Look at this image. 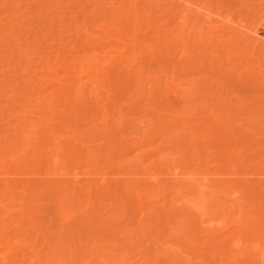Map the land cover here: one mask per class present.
I'll return each instance as SVG.
<instances>
[{
    "label": "bare ground",
    "instance_id": "6f19581e",
    "mask_svg": "<svg viewBox=\"0 0 264 264\" xmlns=\"http://www.w3.org/2000/svg\"><path fill=\"white\" fill-rule=\"evenodd\" d=\"M70 1L0 0V264H264V104L191 82L264 38L206 0Z\"/></svg>",
    "mask_w": 264,
    "mask_h": 264
},
{
    "label": "rangeland",
    "instance_id": "374dc122",
    "mask_svg": "<svg viewBox=\"0 0 264 264\" xmlns=\"http://www.w3.org/2000/svg\"><path fill=\"white\" fill-rule=\"evenodd\" d=\"M105 1L107 3H104L103 6L104 8L108 7L109 9L110 4L108 2L110 0H105ZM197 1L199 3V1L201 0H197ZM24 2L25 1H23L22 4H24ZM28 2H31V1H28ZM70 2H72L70 3V5L75 6V7L78 6V5L76 6L77 0L75 1L71 0ZM16 3L20 4L19 0H16ZM202 5L204 6L203 8L204 12L212 11L211 12L212 19H213L212 24L218 26V28H220V32H222L223 30L225 32H228L230 35H232V37L238 39L237 40L238 42H242V46L243 44H246L248 36L251 35V33L253 32L257 34L258 36L257 38H260V37L264 38V0H214L212 4H210V2L206 0L202 2ZM33 7H32L33 8L32 10L34 11L36 8H39L40 5L39 6L36 5ZM192 8L193 7H191V10L195 12V6L193 8L194 10ZM43 9L44 8L41 7V10ZM22 10H24V7H21V11ZM219 13L221 15L220 18H216L215 14H219ZM3 16L4 14H1V17ZM225 16H230L229 18L231 19V22L226 23L225 20L223 19ZM20 17L21 19L24 18L22 15H20ZM37 17L38 16L35 15L33 18L29 19L28 29H31L29 28V26L31 25H33L31 27H34V25H36L34 28L37 27V25L39 24L38 22H40V19ZM201 18L202 17H200V21H201ZM28 29H27V32H28ZM204 31H208V28L206 26L204 27ZM261 40L264 41V39H261ZM251 47L250 46L247 47L249 49L248 52L250 53L252 52L251 54L248 55L250 60L247 58H244V54L241 52V49L243 50L247 49L244 46L241 47V49H237L236 53H234L231 56H228L227 54H221V55L215 54L216 52L213 50L206 51L204 54L206 55L205 57L207 58V56L209 57L211 55L209 59L213 58V60L216 61L215 62L216 66H213V67H207L206 65L204 67L202 66L199 70L195 72V74H193L194 76L193 75L191 76V82L193 83V79H195L194 81L198 80L200 83L199 85L201 86L202 85L207 86L205 84L207 83L210 87H212V91L214 89H216V91H221V90L228 91L230 99L246 100V102H253L254 109L256 107L257 109L258 108L261 109L262 107L260 106L264 104V50H262L259 47H255V48H251ZM257 79H259V81L255 82ZM202 100L199 101L201 102V105L199 103L198 107L202 106L201 108H204L205 105H207L205 109H208L207 107H209L210 105L206 103L204 105V102H206L207 100L206 101L205 99L204 101ZM220 108L221 107H219V109L218 108H213V109L218 112L219 111L223 112V109L221 110ZM257 109H255L256 112H254L255 110H252L251 112L249 111V114L253 113V116H254V114L257 113L258 111ZM262 110H264V108H262L261 111ZM239 114L243 115V117L246 115L242 111H240ZM260 115L261 114H259L258 116ZM261 116H262L261 118L264 119V113H262ZM146 164L148 163L145 162L144 166ZM209 168L211 171H216L218 167L214 164H210ZM225 177L229 179H233L231 176L229 177V175ZM198 204L201 205L203 203L202 201L199 200L197 201V205ZM162 209H160V212H163ZM50 225L51 227L49 231H53L56 225H54L53 223ZM65 225L67 227H71L72 222L66 221ZM202 225H205V223H203ZM133 226H134V223H129L128 225V227H133ZM114 230L116 231L115 226L109 227L107 229H101V230L95 229L92 233L91 240H94L93 237H96L97 239L95 240H98V238H100L99 236L108 235V233L111 234L112 231ZM15 231L19 234L22 233L21 235L26 234L24 229L20 230L19 228H16ZM134 233L135 232L129 233L127 235V241L130 242L129 246H132L134 244V248H135L134 250H128L130 253L129 257L136 256L135 259L140 258V255L138 253L141 252L143 256L146 253L148 254L150 253V257L153 261H156V260L163 261L166 259L165 258L166 251L162 250V247L159 245L160 241L157 240L158 238V235H156L157 233H154L155 234L154 236L143 237L141 240H137L138 238L137 235L132 236ZM153 242L155 243V245H153ZM147 249H151V250H147ZM98 251L101 252L103 250H98ZM114 251L116 252V250ZM117 251L124 252L125 250H117ZM76 252H78V250H76ZM85 253H87L86 250H79V252L77 253L78 255L77 257L80 258ZM219 259H220L219 257H216V261ZM213 260H210V264H213L216 262V261L214 262Z\"/></svg>",
    "mask_w": 264,
    "mask_h": 264
}]
</instances>
